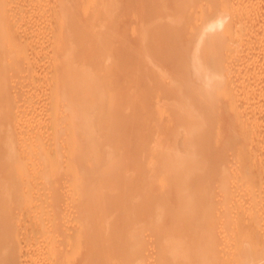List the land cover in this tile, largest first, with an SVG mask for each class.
I'll return each instance as SVG.
<instances>
[{
	"label": "bare ground",
	"instance_id": "obj_1",
	"mask_svg": "<svg viewBox=\"0 0 264 264\" xmlns=\"http://www.w3.org/2000/svg\"><path fill=\"white\" fill-rule=\"evenodd\" d=\"M21 1L0 0V264H264L262 1Z\"/></svg>",
	"mask_w": 264,
	"mask_h": 264
},
{
	"label": "rangeland",
	"instance_id": "obj_2",
	"mask_svg": "<svg viewBox=\"0 0 264 264\" xmlns=\"http://www.w3.org/2000/svg\"><path fill=\"white\" fill-rule=\"evenodd\" d=\"M9 1H11V2H9ZM20 1H21V0H20ZM20 1H17V0H7L6 6H9L8 2L11 3L12 5L16 4V5H14V6H17L18 4L20 5ZM84 1H85V0H84ZM261 1H262V6H261V7H263V8H262V10H261V9H260V10H261V12L263 11L262 13H263V16H264V6H263V4H264L263 2H264V1H263V0H261ZM13 2H14V3H13ZM17 2H19V3H17ZM78 2H80V4L82 5L81 7H83L84 9L91 7V5H90L89 3H88V4H89L90 6H88V4H87L86 1L84 2L85 4H83V0H80V1L78 0ZM260 3H261V2H260ZM21 4H23V0L21 1ZM91 4H92V7H94V6L96 5V3H94L95 5H94L93 3H91ZM19 5H18V6H19ZM51 5H53V4H51ZM54 5H55V4H54ZM83 5H84V6H83ZM85 5H86V7H85ZM83 8H82V9H83ZM128 11H129V10H128ZM126 12H127V11H126ZM124 13H125V12H124ZM131 13H132V12H129L128 14L125 13V14H127L126 19L135 16V17H133V19L135 18L134 20L132 19V20L130 21V20L128 19V21L130 22V24H129V27L126 26V28L128 27V29H130V32L128 33V34L130 35V38H129V36H128V38H129L128 41L132 38L131 40H134V41H132L131 43H134V42L137 40V38H139V36H138V37H136V36L139 35L140 32H141V29H140V30L138 29V25H139V28H141V25H140L141 22L139 23V20L136 19V18H137V17H136L137 15H134V14L132 15ZM262 13H261V15H262ZM131 15H132V16H131ZM121 16H122V18L124 19L125 16H124V17H123V15H121ZM263 16H261V17H263ZM195 17H196V15H195ZM263 18H264V17H263ZM123 19H122V20H123ZM126 19H125V21H124L125 24L128 23V21H127ZM126 21H127V23H126ZM263 21H264V20H263ZM137 23H138V24H137ZM121 29H122V27H121V28L118 27V29H117V30L119 31V35H118L117 39H120V37H121V36H120V35H121L120 32L123 31V30H121ZM118 31H117V32H118ZM128 31H129V30H128ZM139 31H140V32H139ZM131 33H132V34H131ZM126 34H127V33H126ZM126 37H127V35H126ZM131 40H130V41H131ZM33 58H34V59H33ZM37 60H38V59H37ZM37 60H36V57H34V56H31L30 58L27 59V67H26V68H28V69H26V70H27V73L29 72V73H28V78H27V80L30 79V80L28 81V82H29L28 85L30 84V86H31V87L28 86V91H26L27 94H29L28 97H27V94L25 95L26 92L24 93V100H26L27 103H29V101H30V103L35 102V101L37 100V98L40 97V96L42 95V92L40 91L42 88L39 89V86H40V85H39V83H38V76L35 74V70L37 69V68H36V67H37V64L39 63V61H37ZM30 64H31V65H30ZM36 78H37V80H36ZM33 80H34V81H33ZM32 82H33V83H32ZM36 82H37L38 84H37ZM35 83H36V84H35ZM32 85H33V86H32ZM34 86H35V87H34ZM29 87H30V88H29ZM33 87H34L35 89H34ZM36 87L38 88V91H37ZM41 87H42V86H41ZM30 89H31V90H30ZM33 89H34V91H33ZM35 90H36V91H35ZM30 91L34 94V95H32V97H31V94H30L31 92H30ZM29 92H30V93H29ZM37 92H38V93H37ZM40 92H41V93H40ZM39 93H40V95H39ZM36 94H37V95H36ZM35 95H36L37 97H36ZM29 96H30V97H29ZM33 96H34V99H33ZM29 98H30V99H29ZM27 99H28L29 101H28ZM31 99H32L33 101H32ZM30 103H29V104H30ZM261 156H263V155H261ZM261 156H260V157H261ZM261 158H262V157H261ZM259 159H260V158H259ZM23 255H24V254H23ZM26 259H27V258H25V260H26Z\"/></svg>",
	"mask_w": 264,
	"mask_h": 264
}]
</instances>
